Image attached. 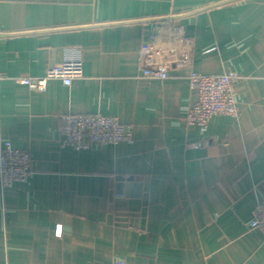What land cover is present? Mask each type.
Segmentation results:
<instances>
[{"label": "crops", "instance_id": "obj_1", "mask_svg": "<svg viewBox=\"0 0 264 264\" xmlns=\"http://www.w3.org/2000/svg\"><path fill=\"white\" fill-rule=\"evenodd\" d=\"M176 19L205 74L234 72L236 115L188 124V71L142 76L151 31ZM80 53L84 76L23 83ZM0 145L33 175L0 179V264H264V0H0ZM113 115L132 142L63 146L62 116ZM61 227V232L59 228Z\"/></svg>", "mask_w": 264, "mask_h": 264}, {"label": "built area", "instance_id": "obj_2", "mask_svg": "<svg viewBox=\"0 0 264 264\" xmlns=\"http://www.w3.org/2000/svg\"><path fill=\"white\" fill-rule=\"evenodd\" d=\"M140 62L142 76L145 78H169L173 67L188 71L190 84L197 92V101L187 112L188 124L198 125L206 130L213 116L238 113L233 83L239 75L234 72L205 74L197 71L193 66V45L176 19L173 22L165 21L151 31L141 47ZM83 76L82 56L71 52L62 65L50 67L46 74L24 76L20 80L31 88L44 90L50 79H61L66 85H71L74 79ZM62 120L63 146L82 149L94 143L107 145L132 142L134 138L132 126L113 115L100 112L67 113L62 116ZM33 173L32 156L29 152L14 147L10 141L1 143L0 179L4 187L25 182ZM250 227L264 232V201L256 206ZM113 264L130 263L125 258H118Z\"/></svg>", "mask_w": 264, "mask_h": 264}]
</instances>
